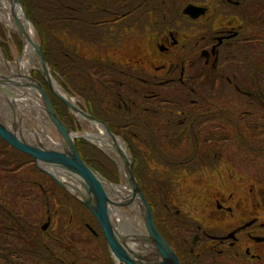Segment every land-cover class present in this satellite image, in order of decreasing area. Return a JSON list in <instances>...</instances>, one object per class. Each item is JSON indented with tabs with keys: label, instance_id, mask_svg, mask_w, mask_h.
I'll list each match as a JSON object with an SVG mask.
<instances>
[{
	"label": "flooded vegetation",
	"instance_id": "af4514ba",
	"mask_svg": "<svg viewBox=\"0 0 264 264\" xmlns=\"http://www.w3.org/2000/svg\"><path fill=\"white\" fill-rule=\"evenodd\" d=\"M75 1L99 39L150 40L114 60L150 75L129 115L157 134L140 143L145 200L179 263L264 264V0Z\"/></svg>",
	"mask_w": 264,
	"mask_h": 264
},
{
	"label": "trees",
	"instance_id": "16d2710c",
	"mask_svg": "<svg viewBox=\"0 0 264 264\" xmlns=\"http://www.w3.org/2000/svg\"><path fill=\"white\" fill-rule=\"evenodd\" d=\"M21 3L28 20L40 32L41 53L54 80L65 94L81 98L89 114L104 121L136 161L143 139L149 137L153 141L157 134L140 133L137 117L129 115L142 110L137 98L148 93V79L140 76V70L129 66L131 70L125 69L108 57L110 48L123 47L122 39H99L96 28L84 25L86 20L81 18L75 0L69 12L64 0ZM65 24L72 32L65 29ZM138 78L145 82L140 83ZM41 83L66 127L78 130L67 107ZM75 146L80 159L92 170L111 183H118L113 179L116 169L101 165L106 158L97 148L82 139L76 140ZM34 163L32 157L0 139V264H112L104 235L92 213L37 170ZM136 170L134 166L135 179L145 197ZM35 186L38 189L33 192ZM34 193L37 198H30ZM33 205L36 208L29 210ZM47 218L49 225L43 230L41 225Z\"/></svg>",
	"mask_w": 264,
	"mask_h": 264
},
{
	"label": "water",
	"instance_id": "95a60500",
	"mask_svg": "<svg viewBox=\"0 0 264 264\" xmlns=\"http://www.w3.org/2000/svg\"><path fill=\"white\" fill-rule=\"evenodd\" d=\"M11 7H19L22 9L21 0H10ZM186 13L192 17H199L203 15V9L199 7H193L186 10ZM24 20H28L25 11L23 10ZM14 21L16 23V32L20 37L22 43V36L26 34L22 22H20L14 16ZM36 29V28H35ZM42 42L35 41L32 43V49L36 54V62L38 64V73L41 75L45 85L52 93L53 96L58 98L67 109L78 116H81L90 124H96L103 128L105 134L111 142H113L115 147V152L121 160V163L124 168V179L128 184L131 194L125 200L124 204H115L113 201H110L106 191L103 189V182H109L108 180L103 179L95 170H92L83 159H80L77 149L75 148V139L85 138L83 134L78 135L77 133L72 132L62 119L57 115L54 106H52L49 96H47L43 85L36 79L29 77L31 81V87L36 91L38 96H40L41 104L46 118L48 119L49 124L56 130L58 133L61 142L63 151H57L51 148H43L39 146H34L27 141L22 140L16 132L10 130L5 123L0 120V139L4 142H7L10 147L15 150H18L25 155H29L36 162L37 167L41 170L43 168L52 167L57 170L64 171L68 175H72L81 182V188L86 192L83 196H76L73 192L71 194L77 198V200L84 205L90 213L94 216L97 223L100 225L101 232L104 235L105 244L108 247L110 256H112L113 261L116 260L120 264H180L176 254L171 250L168 243L164 240L162 234L158 232L155 221H153L152 211H150L149 204L145 200L141 189L139 188L138 181L135 179L133 171V160L129 155V151L126 148L129 157H126L125 153L122 152V148L119 147L117 139L120 138L110 131L109 127L104 121L97 120L86 110L84 111L77 105H73L71 102L67 101L58 91L54 89L52 85L53 77L50 74L48 64L44 62L43 53H41ZM204 54V52L202 53ZM0 83L8 84L9 80L0 79ZM0 85V86H1ZM0 93L9 101L11 105V110L14 116L18 117L17 108L13 103L17 98L14 97L10 92L0 87ZM76 134V135H75ZM121 140V139H120ZM122 141V140H121ZM123 143V142H122ZM45 172V170H43ZM52 177L54 182L64 190L72 189L71 186L64 182H60L53 174L46 172ZM70 192V191H69ZM137 203L140 211L142 213V222L144 223V228L147 233L146 236H129L124 237L116 229L117 227L112 223L110 219L109 206H126L130 203ZM49 222L43 223L42 229L45 230L48 227ZM145 241L146 243H152L154 246L155 254L157 259L147 262L146 258L142 253L138 254L134 252L131 248H128L125 242H134L139 244V241Z\"/></svg>",
	"mask_w": 264,
	"mask_h": 264
},
{
	"label": "bare ground",
	"instance_id": "6f19581e",
	"mask_svg": "<svg viewBox=\"0 0 264 264\" xmlns=\"http://www.w3.org/2000/svg\"><path fill=\"white\" fill-rule=\"evenodd\" d=\"M14 16L16 17V19L22 22L26 34L22 36L23 46H22L21 55L17 56V58L14 61H12V63L5 62L2 59L0 61V79L4 78L6 80L7 79L9 80V83L7 85L6 84L1 85L0 83L1 85L0 87H1V90L2 88H4L8 92H10L12 95L13 94L17 95V99L13 101L15 108H17V112L21 114V109L23 110L27 109L28 113L33 114L35 117L34 119H37L38 122L39 121L43 122V120L47 121L48 119H46V116L43 117L39 113L36 112L37 110H42V112L44 113L41 100H40V96H38L36 91L33 90V87H31V81L29 79V77L31 76L30 75L31 70H33L34 68L38 69V64L36 62V54L34 53V50L32 49V43L36 41V38H35L36 31H35L34 25L24 20L23 10H21L19 7H16V8L11 7L10 0H0V21L6 24V26H8L10 29H13L16 32V23L14 21ZM34 63L37 65H35ZM52 85L54 86V89L56 90V92L58 91V93H60V95H62L67 101L71 102L73 105H76V100L74 98H70L69 95H66L61 89V87H59V85H57L54 82V80L52 81ZM26 116L25 118L27 117L28 119L30 118L29 115L27 117ZM74 116H77L80 119V121L85 120L81 116H78L76 114H74ZM7 117H9L10 119L11 116L7 115ZM12 118H13V114H12ZM38 118H40V120ZM11 122L13 123V120ZM86 123L88 124V127H90V129L88 131L83 132L82 134L85 136V138H87L90 142L92 141L98 148L104 151L107 155H109L110 158H112L113 161L117 163L120 169L121 175H122V179L125 181L124 183H120V184H113L111 182L104 181L103 189L104 191H106L110 201H113V203L115 204H124L127 197H129V195L131 194V190L128 187L126 179H124V176H123L124 168H123L120 158L115 152L114 144L113 142H111L109 137L106 136L103 128L93 123L90 124L87 121ZM21 124L23 125V123ZM46 127L48 126H45V125H42V123H39L38 129L34 132L33 131H30V132L36 139L38 138V140L43 142V144L48 145L47 147L56 149L57 145L59 144H57L56 142H54L53 139H51V136L49 132H47L48 129H46ZM24 132H26V134L29 135L28 130L23 131L22 135ZM117 143L119 147L122 148V152L125 153L126 157H129L126 147L124 146L122 141L120 139L119 140L117 139ZM61 147H62V142H61ZM44 169H46L47 172H50L51 174H53L60 182L62 181L68 184L69 186H71L72 189H70L69 191L73 192L76 196L78 195L79 197H81L83 196V194L86 193L84 192V190H82L81 182L78 181L76 177L72 175H68L64 171H61V170L59 171L52 167H49V168L44 167ZM126 206H128V204ZM114 207L116 206H109L108 212H110V219L116 227L118 225H121V228H122V225L124 227V224H125L124 218H127L129 215L127 212L121 211L119 209H115ZM118 207L120 208L122 206H118ZM131 218L133 219V222L135 223L137 222V224L139 222V224L142 225L141 231L143 233H146L145 228H144V223L142 224V222H140L139 218L136 217V214L134 215L133 213L130 219ZM127 231L128 230H126V233L129 232ZM132 232H135V231H132ZM127 235H135V234L131 233ZM129 248H131L134 252L138 254L140 253L144 254V256H147V259L152 258L153 260H155L157 259L156 257L159 258V256H156L155 254L154 246L152 243H149V242L146 243L145 241L140 240L139 244L137 245L132 244V246H129ZM114 264H119V262L114 260Z\"/></svg>",
	"mask_w": 264,
	"mask_h": 264
},
{
	"label": "rangeland",
	"instance_id": "374dc122",
	"mask_svg": "<svg viewBox=\"0 0 264 264\" xmlns=\"http://www.w3.org/2000/svg\"><path fill=\"white\" fill-rule=\"evenodd\" d=\"M22 9H23V5H22ZM62 17H65V13H63V16ZM185 22H187V21H184V23ZM32 25H34L33 22H32ZM34 28H36L35 29V31H36V33H35L36 41H39V39H40V42H41L40 32L38 31V29H37V27L35 25H34ZM65 29L66 30H69L70 32H72L70 30V26H68L66 24H65ZM76 33H74V34H76ZM192 35H194V34H192ZM78 37H80V36H78ZM93 40L97 42L98 39H97V37H95ZM121 44H122L123 49H124V55L121 54L119 57H117L115 55L114 56H111L109 54L108 56H111V58H116L117 60H120V59H123L124 56H126L128 58H130L131 56L132 57L133 56L141 57L142 54L144 56V55H146V53L148 54L150 52V50H152L151 45H150V40H149V38L147 39L146 37H141V38H137V37H134V36L133 37L130 36L129 38L125 37V39L122 40ZM22 46H23V43H21V40H20V37H19L18 33L15 32L13 29H10L8 26H6V24H4L3 22L0 21V61L2 59L5 62L12 63V61H14L17 58V56H20L21 55ZM198 54L199 53H197V51H196L197 57H198ZM188 55H189V57L193 58V56L195 55V53L193 51H191L190 49H188ZM35 65H37V64H35ZM121 67H124L125 69L131 70L129 67H127L125 65L124 62H123V64H122ZM138 70H140V73H141L140 76L147 77V79H148V77H150V75H148V73H149L148 72V69H146L145 67H140V69H138ZM30 75H31V77L33 79H36L40 83H41V81L44 83L41 75L37 71V68H34L33 70H31V74ZM54 82H55V80H54ZM55 83L57 85H59V87H60V84H58L57 81ZM41 85H42V83H41ZM14 97L17 98V95L14 94ZM70 98H74L76 100V105L78 107L80 106L83 110L86 108V105L83 103V100L81 98H78L77 96H73V95L70 96ZM11 109L12 108H11V105H10L9 101H7V99L4 97V95H2L0 93V120L3 123H5V125H7V127L10 130H12L13 132H16L17 135L22 140H24L25 142L27 141L28 143H30V144H32L34 146H37L38 145L39 147L50 148V147H47L48 145H45V144H43V142H41L40 140H38V138L36 139L32 135V133L30 132V131H33V132L36 131L38 129V127H39V123H42V125L48 126V127H46V129H48L47 132H49V134L51 136V139H53L54 142H56L57 144H59V145H57L56 149L55 148H51V149H54V150H57V151H59V150L60 151H63V149L61 147V139H60L58 133L56 132V130L49 124L48 120L47 121H44L43 120V122L42 121L41 122L40 121L38 122L37 119H34L35 117H34L33 114L28 113V110L27 109H24V110L21 109V114L18 112V114H19L18 117L14 116V114L12 113L13 114V118H12V114H11L12 110ZM36 112L39 113L41 116L45 117V115L42 112V110H37ZM69 113L72 116H74V114L71 113L70 111H69ZM7 115H10L11 116L10 119H9V117H7ZM26 115L27 116L29 115V117L32 120L30 118L28 119V117ZM25 116L27 118H25ZM38 119L40 120V118H38ZM74 119H75V122H76V124H77V126L79 128H78V130H75V131H72L71 130L72 132L77 133L78 135H80L83 132L88 131L90 129V127H88V124L86 123L85 120L80 121V119L77 116H74ZM12 120H13V123L11 122ZM21 123H23V125ZM26 130L29 131V133H28L29 135H27L26 132H24L23 135H22V132L23 131H26ZM80 139L86 141L91 146H94L95 148H97L100 151V153L102 154V157L106 158V161L105 162L103 161V163H101L102 166L104 165L106 167L108 165L107 168H109L112 165L116 169L117 174L114 176L113 179L114 180L116 179L118 181V183L115 182V184H120V183H124L125 182L122 179V175H121V172H120V169H119L117 163L115 161H113L112 158L109 157V155H107L104 151H102L100 148H98L92 141L90 142L88 139H84V138H80ZM80 139H75V141L76 140H80ZM123 144H124V146L129 151V148L126 146V144L125 143H123ZM142 150H143L142 149V146H140V153H143ZM129 155H130V157H132L131 154H130V151H129ZM141 159H142L141 155H137L136 156V161H134L133 160V157H132V160H133V166H132V168L134 166H135V168H137L136 173L139 176L138 179H140L141 187L142 188H145L146 187V182H145L146 180L144 178V172H145L146 167L142 163V160ZM33 165L36 166L37 170L39 169L41 172H43L44 175H46L49 178H52L50 175H48L46 173L47 172L46 169L43 168V170H45V172H44L39 167H37L36 163H34ZM149 166H151L153 168H156V166H155L154 163L151 164V165H149ZM98 174L100 175V173H98ZM103 179L107 180L105 177ZM65 192L68 193V195H70L71 198L73 197L74 200L78 201L77 198L74 197L71 194V192H69L68 190H65ZM156 193H157V191H156ZM35 208L36 207H34V205H33V207L32 206L29 207V210H33ZM114 208L115 209H119V210L124 211V212H127L128 215H129L127 218H124V221H125L124 222L125 223L124 224V227H123V225H122V228H121V225H118L117 226V230H118V232L120 234H122V236L128 237L127 234H131V233H134L135 235H129V236H137V237H139V236H146L147 235L146 233H143L141 231L142 225L139 224V222L137 224V222L136 223L133 222V219L132 218L130 219V217H132V215L134 213V215L136 214V217L139 218L140 222H142V213H141L140 208H139V206H138L137 203L133 202V203L128 204V206H122L120 208L118 206H116ZM153 221H156V219L153 218ZM142 224H143V222H142ZM126 230H128L129 232L127 231L128 233H126ZM121 231H122V233H121ZM132 231H135V232H132ZM125 243L127 244L128 248H129V246H132V244L137 245L136 243L131 242V241L125 242ZM144 257L146 258V261L147 262H151L153 260L152 258L151 259H147V256H144ZM112 264H114V261L113 260H112Z\"/></svg>",
	"mask_w": 264,
	"mask_h": 264
}]
</instances>
